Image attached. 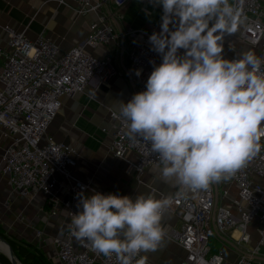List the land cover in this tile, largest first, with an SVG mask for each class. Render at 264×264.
Returning <instances> with one entry per match:
<instances>
[{
	"label": "built area",
	"instance_id": "2783aa9c",
	"mask_svg": "<svg viewBox=\"0 0 264 264\" xmlns=\"http://www.w3.org/2000/svg\"><path fill=\"white\" fill-rule=\"evenodd\" d=\"M74 1L77 14L85 16L97 12L98 19L89 26L83 42L68 50H62L43 35L31 39L24 31L10 25L4 27L7 40L5 46H0L3 59L0 70V180L5 177L11 193L22 199L42 194L45 201L41 211L46 217L54 218L65 211L66 228L50 239L58 264H119L115 254L104 256L87 242L77 241L72 236L71 214L80 211L77 194L81 191L87 194L91 181L81 180L74 174V149L48 134L49 125L64 98L83 93L94 78L106 86L119 74L111 55L98 57L87 50L109 46L119 37L111 19L100 12L103 4L94 0ZM114 1L122 8L132 0ZM229 3L239 10L240 40L252 46L257 57L264 58L262 0H229ZM122 37L127 43L131 68L135 73L141 70L139 76L135 74L139 90L145 91L149 75L160 65L159 53L153 50L149 38H141L138 30L127 28ZM261 71H264V63ZM110 117L114 156L124 158L128 151L135 154L134 161L127 162L128 172L141 179L148 168H162L150 143L129 135L119 112L111 111ZM259 144L260 151L245 166L217 182L216 210L213 182L207 189L196 190L179 185L171 195L150 188V194L169 201L162 212V221L168 214L180 223L178 230L172 228L164 236L185 251L179 264H228L221 251L211 252L210 238L248 244L251 240L249 226L253 224L258 233L257 244L241 253L234 264H255L258 256H264V131ZM35 236L42 243L45 233L35 230ZM142 256L143 253L134 257L132 264H137Z\"/></svg>",
	"mask_w": 264,
	"mask_h": 264
},
{
	"label": "clouds",
	"instance_id": "9594fccd",
	"mask_svg": "<svg viewBox=\"0 0 264 264\" xmlns=\"http://www.w3.org/2000/svg\"><path fill=\"white\" fill-rule=\"evenodd\" d=\"M162 30L152 33L162 54L146 90L119 103L132 138L149 142L164 177L191 189H207L234 174L259 151L264 124V58L248 51L225 59L224 36L239 27V10L229 0H157ZM170 24L175 30L170 29ZM183 49V55L179 50ZM141 70H136L140 75ZM71 234L119 264L154 252L165 231L169 204L152 194H77ZM137 264H146L142 256Z\"/></svg>",
	"mask_w": 264,
	"mask_h": 264
},
{
	"label": "crops",
	"instance_id": "0c3cea01",
	"mask_svg": "<svg viewBox=\"0 0 264 264\" xmlns=\"http://www.w3.org/2000/svg\"><path fill=\"white\" fill-rule=\"evenodd\" d=\"M94 1L103 4L100 12L111 19L110 23L119 37L109 46L87 50L98 57L111 55L119 74L106 86L94 78L83 93L64 98L49 125L48 134L74 149V174L81 180L91 181L87 195L95 190L103 194L128 195L134 200L139 194H149L150 188L171 195L179 185L173 179L164 177L161 168H148L138 179L133 172L127 171V162L135 159L134 152L128 151L124 158H119L111 150L113 120L110 112H118L120 102L127 103L135 93L140 92L122 33L127 28L140 31L141 38H150L152 33H159L162 30V5L157 0H132L119 8L114 0ZM262 2L264 4V0ZM75 9L74 0H64L63 3L61 0H0V46H5L7 40L4 27L10 25L24 31L31 39L43 35L56 42L62 50H68L83 42L89 26L98 19L97 12L81 16ZM170 29L175 30L171 24ZM223 44L222 55L225 59L238 58L243 52H256L252 46L240 40L238 31L226 34ZM183 53V49L179 50L180 55ZM159 57L161 64L162 54L159 53ZM2 64L3 59L0 58V70ZM1 151L2 145L0 154ZM44 201L42 194L22 199L11 193L5 177L0 180V225L14 235L33 240L43 248L53 264H58L50 239L60 235L68 219L65 211L54 218L46 217L41 211ZM177 224L180 225L177 218L168 214L162 221L165 232L176 229ZM35 230L45 233L42 243L36 238ZM249 233L251 240L244 245L216 238L220 244L216 251L222 252L228 264H234L241 253L257 244L258 233L254 224L249 226ZM143 255L146 256V264H179L185 251L175 242L164 238L156 251ZM255 264H264V256H258Z\"/></svg>",
	"mask_w": 264,
	"mask_h": 264
},
{
	"label": "trees",
	"instance_id": "16d2710c",
	"mask_svg": "<svg viewBox=\"0 0 264 264\" xmlns=\"http://www.w3.org/2000/svg\"><path fill=\"white\" fill-rule=\"evenodd\" d=\"M0 239L6 241L13 250L14 258L21 264H53L46 254L32 243L19 240L8 234L0 225ZM12 264L6 257L0 254V264Z\"/></svg>",
	"mask_w": 264,
	"mask_h": 264
},
{
	"label": "rangeland",
	"instance_id": "374dc122",
	"mask_svg": "<svg viewBox=\"0 0 264 264\" xmlns=\"http://www.w3.org/2000/svg\"><path fill=\"white\" fill-rule=\"evenodd\" d=\"M179 227H180V225L177 224L176 229L178 230ZM7 232H8V231H7ZM8 234L12 235L13 237H15V238H17V239H19V240H23V241H26V242H28V243H32V244H34L35 246H37L38 249H40L41 251L44 252L43 248H40V247L37 245V243L33 242V240H31V239H29V238L26 239V238H24V237H20V236H18V235H14V234H12V233H10V232H8ZM209 245H210V247H211V252H214V251H216V248H218L217 246H219L220 244H219V242L216 240V238L213 236V237L210 238ZM44 253H45V252H44ZM0 254L3 255V256H5L2 252H0ZM45 254H46V253H45ZM46 256H47V254H46ZM47 257H48V256H47ZM17 262H18V261H17ZM6 264H7V263H6Z\"/></svg>",
	"mask_w": 264,
	"mask_h": 264
},
{
	"label": "water",
	"instance_id": "95a60500",
	"mask_svg": "<svg viewBox=\"0 0 264 264\" xmlns=\"http://www.w3.org/2000/svg\"><path fill=\"white\" fill-rule=\"evenodd\" d=\"M213 185L215 187V210H216V207L218 204L217 182H213ZM0 241L3 242L8 247V254L6 253H3V254L12 262V264H21L20 262H17V260L14 258L13 250L11 249L10 245L4 240L0 239Z\"/></svg>",
	"mask_w": 264,
	"mask_h": 264
},
{
	"label": "bare ground",
	"instance_id": "6f19581e",
	"mask_svg": "<svg viewBox=\"0 0 264 264\" xmlns=\"http://www.w3.org/2000/svg\"><path fill=\"white\" fill-rule=\"evenodd\" d=\"M0 252L8 254V247L0 241Z\"/></svg>",
	"mask_w": 264,
	"mask_h": 264
}]
</instances>
